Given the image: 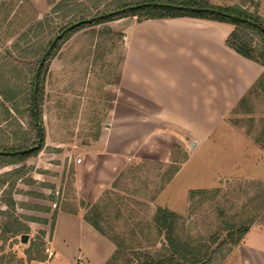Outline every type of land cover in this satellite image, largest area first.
Listing matches in <instances>:
<instances>
[{
  "label": "rangeland",
  "instance_id": "374dc122",
  "mask_svg": "<svg viewBox=\"0 0 264 264\" xmlns=\"http://www.w3.org/2000/svg\"><path fill=\"white\" fill-rule=\"evenodd\" d=\"M58 1L0 0V87L5 95L16 87L12 104L18 111L0 94V143L17 145L23 138H34L26 92L40 55L70 18L53 11ZM106 1L118 0H83L100 8ZM209 1L244 8L264 20L258 13L264 0ZM134 19L123 17L63 36L44 62L40 125L38 121L44 128L42 147L24 160L0 159V264H139L134 249L154 252L163 242L146 229L140 232L157 208L179 216L177 229L191 243L212 247L226 229L252 221L249 229L263 215L264 148L254 140L264 139L260 92L250 95L244 106L238 102L205 142L200 139L191 146L193 138L187 135L183 146L149 144V150L133 156L95 199L76 191L75 163L84 156L82 146L94 141L105 124L110 98L104 89L115 78L123 31ZM231 127L254 149L230 136ZM41 162L50 164L42 168ZM196 190L203 193L191 200ZM95 204L102 209L99 224L104 233L85 220ZM116 235L125 246L118 258ZM244 235L229 250L228 245L218 249L210 264H239L235 249L242 246Z\"/></svg>",
  "mask_w": 264,
  "mask_h": 264
},
{
  "label": "crops",
  "instance_id": "0c3cea01",
  "mask_svg": "<svg viewBox=\"0 0 264 264\" xmlns=\"http://www.w3.org/2000/svg\"><path fill=\"white\" fill-rule=\"evenodd\" d=\"M258 13L264 15V5ZM232 30L225 22L192 17L130 21L115 78L104 89L110 98L105 124L94 141L82 146L84 156L75 163L81 197H98L149 144L170 149L173 142L183 146L188 135L189 143L198 145L224 125L263 70L226 45ZM229 130L254 149L237 129ZM49 164L41 162L42 168ZM262 214L235 249L239 264H264Z\"/></svg>",
  "mask_w": 264,
  "mask_h": 264
},
{
  "label": "trees",
  "instance_id": "16d2710c",
  "mask_svg": "<svg viewBox=\"0 0 264 264\" xmlns=\"http://www.w3.org/2000/svg\"><path fill=\"white\" fill-rule=\"evenodd\" d=\"M96 3H98V1H96ZM118 10L120 11L117 12ZM53 11L62 13L63 16L68 13V17H70L68 22L60 28L59 32L65 29L68 25L79 20L93 18L104 14L109 15L79 24L66 31L55 42L51 51L46 55L44 62L48 60V56L52 54V51H54L63 36L88 26L123 17L135 16L137 20L192 17L228 23L233 26V30L225 40L226 45L239 55L258 63L263 68L261 74L255 80L251 88L239 100V106H244L250 95L257 92L264 93V20L260 16L254 15L244 8L237 6L224 7L214 5L210 3L209 0H118L117 2L106 1L101 8L98 7L97 4L94 6H87L83 0H59L54 5ZM39 23L42 24L44 21ZM51 40L52 39H50L49 43H51ZM43 53L40 55V58ZM44 65L45 63L42 64L39 70L35 94V106L33 105V87L36 67L33 70L32 79L26 92V112L29 126L32 131H34V138H30L29 136L28 138H23L22 143L17 145L0 143V152H15L37 144L39 130L35 117L37 116L40 125V120H42L40 106L42 101V73L45 69ZM4 92L3 88L0 87V94L3 96L4 101L11 103L10 108L12 111H15V113L18 112L16 106L12 104L16 97V87L11 86L6 95ZM8 110L10 109L5 108V113L11 115L12 112L10 111V113ZM43 130L44 128L41 126V144L37 149L16 154L0 153V159L3 161L5 160V163L13 159L24 160L27 156L39 151L43 144ZM261 135L263 136V133H261ZM254 140L257 143H261V146L264 148V139L255 138ZM196 193L201 195L203 191H191L189 198L191 200L194 199ZM101 210L102 209H100L98 204L93 205L85 214V220L99 232L104 233V229L99 224L100 217L102 216ZM178 220L179 216L175 212L164 208H157L155 210L151 221L146 227H142L140 232L143 233L146 229V232L152 233V235L154 234L155 238L161 237L163 242L159 249L154 252H150L148 249H134L132 254L133 257L138 260L137 262H139V264H210L212 255L218 249L228 245L227 247L229 250V246L236 244L248 231V224L252 223V221H250L246 226H241L235 229H226L227 231L224 238L215 247H212L210 244L204 245L202 243H191L190 240L180 235L177 229ZM235 233L238 234L236 238L234 235ZM132 235L135 236L136 234L132 233ZM117 236L118 235H116L115 238L117 248V255L115 258H118L121 255V253H119L120 249L124 251L125 248L124 240L122 237ZM213 239L215 240L216 237L214 236ZM126 261L130 263L131 258L126 259Z\"/></svg>",
  "mask_w": 264,
  "mask_h": 264
},
{
  "label": "water",
  "instance_id": "95a60500",
  "mask_svg": "<svg viewBox=\"0 0 264 264\" xmlns=\"http://www.w3.org/2000/svg\"><path fill=\"white\" fill-rule=\"evenodd\" d=\"M120 10H118L117 12H119ZM112 14V13H110ZM109 14H104V15H101V16H97V17H93V18H88V19H82V20H79L75 23H72L70 25H68L64 31L60 32L59 34H57L51 41L50 45L48 46V48L46 49L45 53L42 55V57L40 58V61H39V64H38V67L36 69V72H35V76H34V87H33V105L35 106V94H36V87H37V83H38V75H39V70L42 66V64L44 63L45 61V57L46 55L51 51V48L53 47V45L55 44V42L64 34L65 31L67 30H70L72 29L73 27L79 25V24H82V23H85V22H90L94 19H98L99 17H103V16H107ZM129 21V19H128ZM35 120H36V123H38V119H37V116L35 117ZM38 130H39V138H38V141H37V144L32 146V147H29L27 149H22V150H18V151H15V152H0V153H4V154H16V153H24V152H29L30 150L32 149H37L40 144H41V138H42V133H41V127L38 125ZM191 145H193V143H191ZM21 241L22 242H26L27 241V235L26 234H22L21 235Z\"/></svg>",
  "mask_w": 264,
  "mask_h": 264
},
{
  "label": "built area",
  "instance_id": "2783aa9c",
  "mask_svg": "<svg viewBox=\"0 0 264 264\" xmlns=\"http://www.w3.org/2000/svg\"><path fill=\"white\" fill-rule=\"evenodd\" d=\"M78 161H80V159H78ZM76 264H84V263H82V262H77Z\"/></svg>",
  "mask_w": 264,
  "mask_h": 264
}]
</instances>
